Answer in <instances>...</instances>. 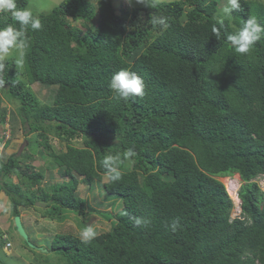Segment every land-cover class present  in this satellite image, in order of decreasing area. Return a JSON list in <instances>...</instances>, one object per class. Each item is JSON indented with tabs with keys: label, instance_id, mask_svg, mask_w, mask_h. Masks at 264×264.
<instances>
[{
	"label": "trees",
	"instance_id": "16d2710c",
	"mask_svg": "<svg viewBox=\"0 0 264 264\" xmlns=\"http://www.w3.org/2000/svg\"><path fill=\"white\" fill-rule=\"evenodd\" d=\"M220 2L157 1L129 11L125 1L118 10L114 0H63L50 12L32 11L43 27L27 33L23 70L9 58L1 81L49 158L32 163L26 150L0 158L11 219L37 201L46 204L44 216L62 223L71 211L91 216L96 210L78 185L104 179L129 215H110L111 228L90 244L54 233L49 250L39 251L48 258L29 264L51 263V253L58 264H264V192L253 180L264 173V39L247 55L226 40L249 16L264 22V2L241 0L243 11L224 18L217 40ZM17 6L30 9V1ZM159 17L167 26L154 23ZM8 24L19 27L0 13V27ZM122 68L143 77V98L113 99L108 84ZM33 83L48 89L46 101ZM6 112L0 108V147ZM57 138L66 150L53 147ZM128 148L135 155L123 159ZM105 155L122 157L120 181L106 174ZM54 167L66 179L46 189L45 171ZM235 173L243 181L242 218L231 220L233 202L219 177ZM133 216L151 223L137 226ZM173 220L175 232L166 227Z\"/></svg>",
	"mask_w": 264,
	"mask_h": 264
},
{
	"label": "rangeland",
	"instance_id": "374dc122",
	"mask_svg": "<svg viewBox=\"0 0 264 264\" xmlns=\"http://www.w3.org/2000/svg\"><path fill=\"white\" fill-rule=\"evenodd\" d=\"M30 1V9L34 11L36 14L41 12H50L54 7L59 6L63 0H29ZM98 2L99 0H94ZM126 1L128 6H126L127 10H132L134 7L143 6V4L137 3L136 0H114L115 6L117 8L120 7L121 2ZM163 2H168L171 0H158ZM264 2V0H261ZM225 0H221L220 7L224 6ZM81 26V24L79 25ZM9 58H15L20 65V68L23 70L24 61L20 63L19 53L16 51H12L5 59L0 61V63L4 64L7 62ZM4 67L0 69V81L2 79V71ZM21 78L27 81L26 77L23 74H18ZM4 88H8V85H4L1 81L0 83V99L2 103L0 104L1 109H5V125L1 129H10L12 134L5 135L6 141L2 143L5 148L0 147V158L6 161L12 153L20 154L25 150L31 153L34 158L28 159L32 163H44V160L49 158V156L44 152L43 148L38 143L39 141H35L38 138V134L34 132L27 133V128L23 125L20 117L17 114L18 103L15 101H9L7 96L4 94ZM32 90L38 95V97L44 101L48 97L49 91L47 88L40 86L38 83L31 84ZM6 90V89H5ZM7 126V127H6ZM40 140V139H39ZM33 143V144H31ZM53 147L56 150H66V147L60 143V139L51 140ZM31 144V145H30ZM77 145L82 146L80 140H78ZM27 160V161H28ZM24 167V166H23ZM37 167V166H36ZM42 167V166H41ZM41 167H37V171L41 170ZM61 168H52L45 171V178L43 182V186L47 189V187L54 183H62L65 181V177L60 175ZM107 177V176H106ZM8 179V178H7ZM16 179L15 176L10 177L8 180ZM108 179V177H107ZM220 181H222L225 186L230 187L233 190V186L238 188L241 185V181L239 179L238 174H232L228 176L219 177ZM104 179L101 182H96L95 184L88 185L85 183H79L77 194L85 199H87L91 205V207L96 210L93 215H77L74 212H68L65 216V220L62 223L56 214L55 217L50 218L49 216L43 217L42 215L46 214V207L44 203L40 204L41 206H36L32 208H23L22 209V223L28 234L29 238L26 239L22 237L15 226V222L13 219L4 220L6 224H8V228L6 229L4 226V222L7 214H10L12 211L11 204H5L2 199L0 202V211L4 214L0 216V264H29L35 258L46 260L47 255L45 256V251L49 250L50 244L54 237V233H75L79 236L80 232L85 226H91L100 234L102 232L108 231L111 228V221L108 219L110 215H115L120 209L124 207L121 196L116 194H109L104 189ZM254 181L259 182L258 177L253 179ZM262 190H264V183H259ZM49 188V187H48ZM231 190V191H232ZM235 199L238 202V198L236 194H233ZM8 198V197H7ZM37 200L38 197H36ZM7 206V207H6ZM43 206V207H42ZM9 207V208H8ZM232 209V213L234 217L239 216V212L242 211L240 207H234ZM50 209V208H49ZM45 211V212H44ZM97 211H99L97 213ZM108 211V213H107ZM0 212V213H1ZM7 213V214H6ZM92 217V220L91 218ZM91 222V223H90ZM4 231V232H3ZM3 235V238L1 236ZM7 234L8 240H4V234ZM49 241V242H48ZM7 242H11L12 246L8 247L6 245ZM38 247L41 250H38L34 247ZM39 251H43L42 255H40ZM52 255V259L49 258V261L52 264H58L59 261L55 256ZM55 255V256H53ZM49 256V255H48ZM33 259V260H32ZM46 264H51L46 262Z\"/></svg>",
	"mask_w": 264,
	"mask_h": 264
},
{
	"label": "clouds",
	"instance_id": "9594fccd",
	"mask_svg": "<svg viewBox=\"0 0 264 264\" xmlns=\"http://www.w3.org/2000/svg\"><path fill=\"white\" fill-rule=\"evenodd\" d=\"M157 1L158 0H136L137 3L143 4L147 8L154 7ZM171 1H175V0H171ZM242 11L243 8H242L241 0H225L224 6L220 10V19L218 21L220 27H214L212 29L213 35L216 37L217 40L221 38L220 28H222L224 25V18H230L233 16L234 13H239ZM0 13L10 14L12 20L18 23L19 25L18 28L15 27L14 24H8L5 27H0V61L5 59L12 51H16L19 53V58H20L19 62L22 63L24 61L23 60L25 54L24 50L27 46L26 45L27 33L29 29L33 31H39L43 27L42 21L39 18V16L33 14L31 9L19 8L17 6V0H0ZM154 23H158L162 26H167V18L165 17L156 18L154 20ZM262 39H264V22H261L260 19L255 15L249 16L248 19L244 21V23L239 28V30L231 34H228L226 36V40L231 44L234 51L241 55H247L251 53L254 47L256 46L257 42L261 41ZM2 68H3V64L0 63V69ZM108 87L112 90L113 99L116 100L117 102L127 103L130 100L135 101L136 98L138 97L143 98L146 95V91H145L146 84L144 82L143 77L138 75L135 71H132L130 68H122L118 72L114 73L109 81ZM3 131H4V135L12 134L10 129L6 128ZM1 147L5 148L4 145H1ZM134 155H135L134 149L128 148L123 153V159H128ZM121 162H122V157L120 155H105L102 161L106 174L110 177L111 181L113 182H118L122 178V172L119 168ZM261 174H259L257 177H259ZM239 179L242 185L243 181L240 175H239ZM80 183H84V182H80ZM257 183L261 188L259 182ZM241 185L238 187L237 190L238 202L233 195V191H231L232 189L228 186H225L228 195L233 202V209H235L234 208L235 206L242 208V201L239 196V190ZM262 191L264 192V190ZM37 202H38V206H41L40 204L42 203H40L39 201ZM44 205L46 206V204ZM10 213L12 214L11 211ZM239 214H240L239 216L234 217L233 213L231 212L230 219L233 220L234 218H242V211L239 212ZM120 215L128 216L129 213L127 209L122 208L120 209ZM19 216L21 217L22 220V213ZM15 217H14V222H15ZM43 217H47V216L43 215ZM11 218H13L12 215H10V219ZM131 219L134 221V223L137 226L147 227L151 223V220L147 217L133 216L131 217ZM166 227L170 228L171 231L173 232L177 231L179 227V220L171 221L169 224L166 225ZM1 236L3 238L2 234ZM96 236H97V232L94 230L93 227L85 226L79 234V239L83 244H90L96 238ZM4 240L5 242L6 240H8V236L6 233L4 234ZM6 245L8 247L12 246L11 242H7Z\"/></svg>",
	"mask_w": 264,
	"mask_h": 264
},
{
	"label": "water",
	"instance_id": "95a60500",
	"mask_svg": "<svg viewBox=\"0 0 264 264\" xmlns=\"http://www.w3.org/2000/svg\"><path fill=\"white\" fill-rule=\"evenodd\" d=\"M15 226L18 231V233L23 236L24 238L28 239V234L26 233V230L23 226L22 220L20 216L15 217Z\"/></svg>",
	"mask_w": 264,
	"mask_h": 264
},
{
	"label": "crops",
	"instance_id": "0c3cea01",
	"mask_svg": "<svg viewBox=\"0 0 264 264\" xmlns=\"http://www.w3.org/2000/svg\"><path fill=\"white\" fill-rule=\"evenodd\" d=\"M0 199H2L3 200V202L5 201V204H3V206L4 205H7V204H9L10 203V199H8L7 198V196L5 195V193H2L1 195H0ZM2 203L0 202V205H1ZM7 207V206H6ZM9 208V207H8ZM1 212V211H0ZM7 214V213H6ZM1 215H4L2 212L0 213V216ZM10 215H11V213L10 214H7V216L5 217V219H3L2 221L4 222V220H10ZM1 221V220H0ZM4 224V226H5V228H7L8 227V224H6L5 222L3 223Z\"/></svg>",
	"mask_w": 264,
	"mask_h": 264
},
{
	"label": "built area",
	"instance_id": "2783aa9c",
	"mask_svg": "<svg viewBox=\"0 0 264 264\" xmlns=\"http://www.w3.org/2000/svg\"><path fill=\"white\" fill-rule=\"evenodd\" d=\"M258 179H259V183H264V174H261L258 177ZM233 189H234V190H232L233 191V194H236V196H237V194H238V192H237L238 188H236V187L233 186Z\"/></svg>",
	"mask_w": 264,
	"mask_h": 264
}]
</instances>
